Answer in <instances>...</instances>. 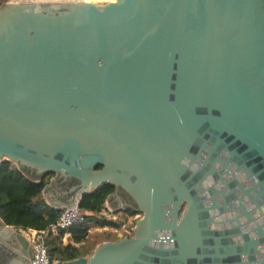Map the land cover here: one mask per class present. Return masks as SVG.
I'll return each mask as SVG.
<instances>
[{
	"label": "water",
	"instance_id": "obj_1",
	"mask_svg": "<svg viewBox=\"0 0 264 264\" xmlns=\"http://www.w3.org/2000/svg\"><path fill=\"white\" fill-rule=\"evenodd\" d=\"M2 161L142 215L61 264H264V0L2 3ZM3 247L30 264L0 219Z\"/></svg>",
	"mask_w": 264,
	"mask_h": 264
},
{
	"label": "trees",
	"instance_id": "obj_2",
	"mask_svg": "<svg viewBox=\"0 0 264 264\" xmlns=\"http://www.w3.org/2000/svg\"><path fill=\"white\" fill-rule=\"evenodd\" d=\"M7 1L9 0H0V5ZM52 177L53 175H48L37 182L14 168L12 163L0 162V219L2 222L23 231L44 230L55 224L61 211L49 206L42 196L44 187ZM113 191L114 188L107 185L92 194L82 196L78 208L84 214L85 220L67 231H59L48 236L46 247L49 264H61L88 256L96 245L92 243L84 248L91 227L118 230L127 225V217L112 216L105 209L106 199ZM126 214L134 215L135 213L126 211ZM65 235L69 236L68 243H64ZM126 235L129 234L124 233L123 237ZM102 237L104 240L109 239L107 236Z\"/></svg>",
	"mask_w": 264,
	"mask_h": 264
},
{
	"label": "built area",
	"instance_id": "obj_3",
	"mask_svg": "<svg viewBox=\"0 0 264 264\" xmlns=\"http://www.w3.org/2000/svg\"><path fill=\"white\" fill-rule=\"evenodd\" d=\"M84 220V214L78 207H75L66 211H61L57 222L44 230L28 229L24 231V236L29 243V248L31 249L33 256L30 264H49L46 247V240L48 236L56 234L59 231H67L75 225L82 224Z\"/></svg>",
	"mask_w": 264,
	"mask_h": 264
},
{
	"label": "rangeland",
	"instance_id": "obj_4",
	"mask_svg": "<svg viewBox=\"0 0 264 264\" xmlns=\"http://www.w3.org/2000/svg\"><path fill=\"white\" fill-rule=\"evenodd\" d=\"M9 1L10 2H22V3H29V2H34V3H60V2H64V1L68 2L70 0H64V1H60V0H58V1H55V0H9ZM77 1H79V2L80 1L93 2L95 0H77ZM101 1H105V0H101ZM141 217H142V215L138 214L137 216H135V217H133L131 219H128L127 225L123 226L121 229H118V231L115 232V234H112V235L109 233L110 232L109 229L105 230V231L101 230L99 232V230H100L99 228L91 227L89 229V234H88V238H87L86 243H85V247L88 246V245L90 246V245H92V243L97 242L102 236H107L110 240H115V239H118V237L119 238L123 237L124 233H128L130 235L134 223L138 219H140ZM128 226H132V227L129 228ZM20 232L23 233V235H24V231L23 230H20ZM102 238H104V237H102Z\"/></svg>",
	"mask_w": 264,
	"mask_h": 264
},
{
	"label": "flooded vegetation",
	"instance_id": "obj_5",
	"mask_svg": "<svg viewBox=\"0 0 264 264\" xmlns=\"http://www.w3.org/2000/svg\"><path fill=\"white\" fill-rule=\"evenodd\" d=\"M219 186H220V184H219ZM249 186H250V185L248 184L247 187H249ZM124 199H126V198H124ZM250 207H252V206H250ZM231 208L234 209L235 211H234L232 214L229 215V219L234 218V217L236 216V214L238 213V211L236 210V208H237V203L233 204V205L231 206ZM119 213L121 214V212H119ZM123 215H124L125 217H127V219H131V218L137 216L138 214L128 215V214H126V212H124ZM253 215H254V214H253ZM254 216L257 218L256 215H254ZM245 220H246V218H243V219H241V222H242V221H245ZM263 222H264L263 219H257V221H256L254 224H251V225H250L249 227H247L246 229H247V231H252L255 227L261 225ZM222 226H223V225H222ZM11 258H12V254H11V252H9V250L7 249V247H3V248L0 249V262H1V263H3V264H7V262H8ZM259 259H260V260H263L262 257H259Z\"/></svg>",
	"mask_w": 264,
	"mask_h": 264
},
{
	"label": "crops",
	"instance_id": "obj_6",
	"mask_svg": "<svg viewBox=\"0 0 264 264\" xmlns=\"http://www.w3.org/2000/svg\"><path fill=\"white\" fill-rule=\"evenodd\" d=\"M105 209H106V211L108 212V214H112V216H113V215H116V216H118V217L123 216V213L126 212V211H117V212H113V211H111V210L109 209L108 204H106V203H105ZM119 212H121V214H120ZM99 229H100L99 232H100L101 230H104V231H105V230H108L107 228H102V229L99 228ZM109 230H110V232H111V235H112V233L115 234V232L118 231V230H115V229H109ZM63 240H64V243H68V242H69V236H68V235H65L64 238H63ZM108 240H110V239H105V240H104V238L101 237V238H100L97 242H95V243H96V245H97V244H99V243H101V242H103V241H108ZM94 247H95V246H94ZM94 247H93V248H94ZM84 248H85V246H84ZM84 248H83V249H84ZM91 251H92V250H91ZM90 253H91V252H90Z\"/></svg>",
	"mask_w": 264,
	"mask_h": 264
},
{
	"label": "bare ground",
	"instance_id": "obj_7",
	"mask_svg": "<svg viewBox=\"0 0 264 264\" xmlns=\"http://www.w3.org/2000/svg\"><path fill=\"white\" fill-rule=\"evenodd\" d=\"M55 1H58V0H55ZM60 1H64V0H60ZM106 1H108V0H106ZM109 1H115V0H109ZM76 2H77V0H76Z\"/></svg>",
	"mask_w": 264,
	"mask_h": 264
}]
</instances>
